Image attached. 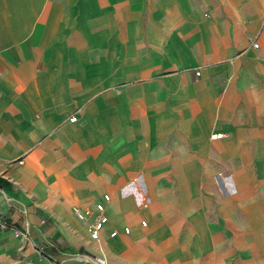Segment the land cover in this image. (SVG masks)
<instances>
[{
  "label": "crops",
  "instance_id": "crops-1",
  "mask_svg": "<svg viewBox=\"0 0 264 264\" xmlns=\"http://www.w3.org/2000/svg\"><path fill=\"white\" fill-rule=\"evenodd\" d=\"M0 178V264H264V0H0Z\"/></svg>",
  "mask_w": 264,
  "mask_h": 264
},
{
  "label": "built area",
  "instance_id": "built-area-1",
  "mask_svg": "<svg viewBox=\"0 0 264 264\" xmlns=\"http://www.w3.org/2000/svg\"><path fill=\"white\" fill-rule=\"evenodd\" d=\"M252 46L257 48L258 43L257 42H252ZM198 74V72H196ZM70 121L76 120V116H71L69 118ZM0 192L4 196V200L6 201L7 205L9 208L16 209L18 214L21 216V228L20 229H12L13 223L9 221V218L3 214L0 213V230L1 231H6L9 229H12L15 234L22 236L26 241L29 243H32V235H31V224L27 218V213L25 208L23 207H16L15 205V200L13 197L9 196L7 193L3 191V189L0 188ZM104 201L109 200V195L105 194L103 195ZM94 212H95V217L93 222L88 221V215L86 212L79 211L76 209V215L77 217L85 224V227L87 229V232L89 234V238L93 241H97L100 236V232L105 226V224L108 221V216L105 213V205L102 202H97L94 205ZM145 223L142 222V225ZM129 227L124 228V232L128 233L129 232ZM117 234L116 230H113L110 232V236H115ZM36 250L38 253L43 255L42 253V248L36 247ZM74 258L78 261L81 262V264H107V260L103 252H101L98 255L95 256H90V255H75ZM50 264H61L59 261L50 258L49 259Z\"/></svg>",
  "mask_w": 264,
  "mask_h": 264
},
{
  "label": "trees",
  "instance_id": "trees-1",
  "mask_svg": "<svg viewBox=\"0 0 264 264\" xmlns=\"http://www.w3.org/2000/svg\"><path fill=\"white\" fill-rule=\"evenodd\" d=\"M0 183H2V184H6V182L3 181L1 178H0Z\"/></svg>",
  "mask_w": 264,
  "mask_h": 264
},
{
  "label": "clouds",
  "instance_id": "clouds-1",
  "mask_svg": "<svg viewBox=\"0 0 264 264\" xmlns=\"http://www.w3.org/2000/svg\"><path fill=\"white\" fill-rule=\"evenodd\" d=\"M225 183H226V185H228V181H226Z\"/></svg>",
  "mask_w": 264,
  "mask_h": 264
}]
</instances>
